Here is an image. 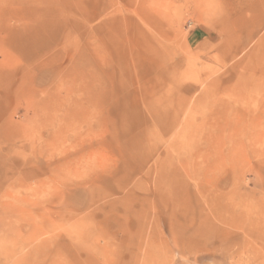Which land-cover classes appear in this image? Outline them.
Instances as JSON below:
<instances>
[{
    "label": "rangeland",
    "instance_id": "1",
    "mask_svg": "<svg viewBox=\"0 0 264 264\" xmlns=\"http://www.w3.org/2000/svg\"><path fill=\"white\" fill-rule=\"evenodd\" d=\"M263 229L264 0H0V264H264Z\"/></svg>",
    "mask_w": 264,
    "mask_h": 264
},
{
    "label": "bare ground",
    "instance_id": "2",
    "mask_svg": "<svg viewBox=\"0 0 264 264\" xmlns=\"http://www.w3.org/2000/svg\"><path fill=\"white\" fill-rule=\"evenodd\" d=\"M261 228H262V227H261ZM263 230H264V229H263ZM257 232H258V231H257ZM257 234H258V233H257ZM258 235H260V234H258ZM262 237L264 238V235H263ZM261 241H262V240H261ZM263 241H264V239H263ZM263 241H262V242H263ZM262 245H263V244H262ZM256 250L258 251L259 249L257 248ZM257 251H256V252H257ZM261 253H262V252H261ZM261 253H260V254H261ZM258 254H259V253L257 252V255H258ZM260 254H259V255H260ZM260 258H261V257H259V259H260Z\"/></svg>",
    "mask_w": 264,
    "mask_h": 264
}]
</instances>
